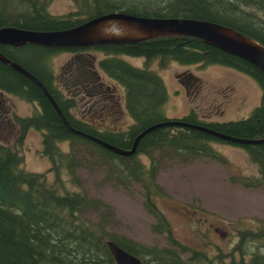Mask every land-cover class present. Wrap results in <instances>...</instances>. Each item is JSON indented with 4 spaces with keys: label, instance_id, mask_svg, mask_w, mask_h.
<instances>
[{
    "label": "trees",
    "instance_id": "trees-1",
    "mask_svg": "<svg viewBox=\"0 0 264 264\" xmlns=\"http://www.w3.org/2000/svg\"><path fill=\"white\" fill-rule=\"evenodd\" d=\"M51 1L0 0V27L62 30L101 14L123 12L139 16L210 20L229 26L264 45V0H74L76 10L62 15L49 12ZM15 49L20 50L14 52ZM96 49L107 55L100 62L101 69L125 89V108L132 123L124 131L102 132L76 120L69 112L72 103L54 87L53 72L46 60L59 49H46L35 44L20 47L0 44L2 54L45 85L69 124L79 131L129 149L135 137L153 124L165 121L183 124L155 128L139 139L132 155L116 154L70 132L40 88L0 61V91L20 96L39 107L31 115L17 117L16 125L22 135L29 127L42 132V153L49 158V169L54 172V179L49 183L46 173L26 170L21 153L0 142V264H116L106 245L107 240L115 241L139 257L141 264L146 263L145 256H149L154 264H216L205 252L189 250L172 236L169 222L155 202V198L163 195L155 178L163 158H178L183 162L200 157L222 159L210 142L226 140L185 124L200 125L237 138H264V73L248 61L191 36H160L129 44L99 45ZM21 50L33 57L22 58L19 55ZM46 50L50 53L47 54ZM122 56L141 57L146 64L158 59L161 66L168 61H176L183 65L221 64L241 70L260 85L261 103L247 117L235 120H205L194 110L168 119L163 115L167 91L162 78L146 64L134 66ZM66 140L73 146L86 142L90 147L94 145L99 151L97 157L108 163V169L118 184L140 185L144 207L155 218L152 229L158 233L166 232L171 244L179 251L139 244L116 235L108 230L114 214L109 204L89 197L83 191H69L62 186L61 170L76 165L72 159L74 150L66 152L59 148V142ZM227 143L244 147L251 161L258 165V176L242 177L239 181L245 186L264 184V142ZM141 154L147 156L148 162L140 157ZM87 212L95 214L97 220L91 221L85 216ZM239 236L235 246L238 258L232 255L228 261L220 259L218 264H264V222L256 228H243ZM250 242H255L252 250L247 249ZM187 250L189 255L182 257L181 253Z\"/></svg>",
    "mask_w": 264,
    "mask_h": 264
},
{
    "label": "rangeland",
    "instance_id": "rangeland-1",
    "mask_svg": "<svg viewBox=\"0 0 264 264\" xmlns=\"http://www.w3.org/2000/svg\"><path fill=\"white\" fill-rule=\"evenodd\" d=\"M76 8L74 0H52L48 6L53 15H62L75 11ZM117 27H120L118 23L111 21L107 25V31L117 30ZM16 50L20 49H15L14 52ZM25 50L19 51L22 58L33 57ZM66 57L65 52L48 56L46 60L53 73L59 74L60 65ZM122 59L138 67L146 64L141 57L122 56ZM146 65L165 84L167 101L163 106V115L168 119L181 117L194 110L205 120H235L247 117L261 103L262 89L258 82L241 70L229 66L183 65L176 61H168L161 66L158 59L151 60ZM182 73H191L197 78L187 89L180 77ZM102 76L114 85L109 92L104 88L103 93L110 97L114 92L111 99L115 100L116 97L125 109L124 87L103 72ZM3 94L0 122L9 121V125L3 123L0 126V142L21 153L26 170L46 173L47 181L51 183L54 172L49 169V158L42 153V132L29 127L22 135L16 125L17 117L31 115L39 107L20 96L5 92ZM118 109L114 107V112L108 113L102 121L96 119L95 125L90 126L102 132L126 130L131 125L132 118L126 109V114H121V117L117 113ZM210 143L221 154V160L200 157L187 162L178 158H163L160 161L155 181L163 195L155 198V202L169 222L172 236L177 242L189 250L205 252L218 264L220 259L228 261L232 255L238 258L235 246L240 239V230L256 228L260 222H264V184L245 186L239 181L242 177L259 175L258 165L251 161L244 147L227 141ZM88 144L86 142L73 146L67 140L59 142L61 150H74L72 159L76 162L71 168L63 167L60 184L69 191H83L89 197L109 204L114 214L108 230L116 235L139 244L170 247L179 251L178 247L171 244L166 232L158 233L152 229L155 218L144 207L140 185L118 184L108 169V163L97 157L98 149ZM140 157L148 162L145 154ZM85 216L91 221L97 220L95 214L87 212ZM254 247L255 242H250L247 249L252 250ZM181 255L187 257L189 251ZM145 259L144 264H154L149 256H145Z\"/></svg>",
    "mask_w": 264,
    "mask_h": 264
},
{
    "label": "water",
    "instance_id": "water-1",
    "mask_svg": "<svg viewBox=\"0 0 264 264\" xmlns=\"http://www.w3.org/2000/svg\"><path fill=\"white\" fill-rule=\"evenodd\" d=\"M111 21H117L116 23L121 22L118 24L120 27H117L116 34H100L99 25L103 23V27L105 22ZM128 30L135 31L136 34H126L125 31ZM174 35L199 38L213 47L248 61L264 73V45L229 26L210 20L187 17H153L139 16L123 12H111L92 17L77 26L62 30H32L16 26H3L0 27V44L11 45L13 47L35 44L49 48L64 49L106 44H129L145 39ZM0 61L8 64L12 69L30 79L38 86V88H40L70 132L96 142L116 154L123 156L132 155L135 152L139 139L155 128L171 124H183L179 121H165L153 124L142 130L135 137L133 144L129 149L120 148L72 127L48 89L41 81L20 64L6 57L1 52ZM185 125L207 132L229 142L239 144H258L264 142V138L243 139L218 133L200 125ZM106 245L116 264L142 263L139 257L123 249L115 241L107 240Z\"/></svg>",
    "mask_w": 264,
    "mask_h": 264
},
{
    "label": "flooded vegetation",
    "instance_id": "flooded-vegetation-1",
    "mask_svg": "<svg viewBox=\"0 0 264 264\" xmlns=\"http://www.w3.org/2000/svg\"><path fill=\"white\" fill-rule=\"evenodd\" d=\"M45 52L50 53L49 50ZM63 52L67 53V57L60 65L59 74L53 73V84L65 99L71 101L69 112L76 120L87 125H95L96 119L102 121L104 116L114 112L112 111L114 107L119 108L118 114H126V108L121 107L120 101H117L116 97L115 100L111 99L114 92L110 97L103 93L104 88L109 92L114 86L102 76V72L108 76L100 67L101 60L107 55L96 49V46L64 48L53 54ZM180 77L186 89L197 79L191 73H182ZM3 100L4 94L0 91V105ZM3 123L9 125V121H2L0 126Z\"/></svg>",
    "mask_w": 264,
    "mask_h": 264
},
{
    "label": "bare ground",
    "instance_id": "bare-ground-1",
    "mask_svg": "<svg viewBox=\"0 0 264 264\" xmlns=\"http://www.w3.org/2000/svg\"><path fill=\"white\" fill-rule=\"evenodd\" d=\"M117 22V21H116ZM108 23L109 22H105V24L103 25V27H102V24L103 23H101L100 25H99V33L100 34H112V35H115L116 34V32H117V30H109V31H107V25H108ZM121 22H119L118 24H120ZM109 27V26H108ZM117 29V28H116ZM122 33V32H121ZM120 33V34H121ZM125 33L126 34H136V32L135 31H131V30H128V31H125Z\"/></svg>",
    "mask_w": 264,
    "mask_h": 264
}]
</instances>
